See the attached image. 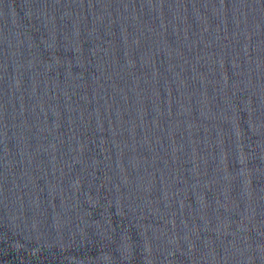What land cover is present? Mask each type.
<instances>
[{
    "label": "water",
    "instance_id": "1",
    "mask_svg": "<svg viewBox=\"0 0 264 264\" xmlns=\"http://www.w3.org/2000/svg\"><path fill=\"white\" fill-rule=\"evenodd\" d=\"M0 264H264V50L0 0Z\"/></svg>",
    "mask_w": 264,
    "mask_h": 264
}]
</instances>
